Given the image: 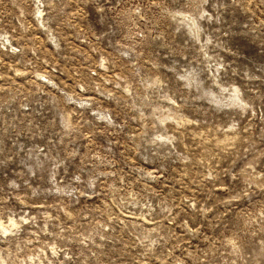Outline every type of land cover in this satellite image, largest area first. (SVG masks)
Instances as JSON below:
<instances>
[{
    "label": "rangeland",
    "instance_id": "374dc122",
    "mask_svg": "<svg viewBox=\"0 0 264 264\" xmlns=\"http://www.w3.org/2000/svg\"><path fill=\"white\" fill-rule=\"evenodd\" d=\"M0 264H264V0H0Z\"/></svg>",
    "mask_w": 264,
    "mask_h": 264
}]
</instances>
